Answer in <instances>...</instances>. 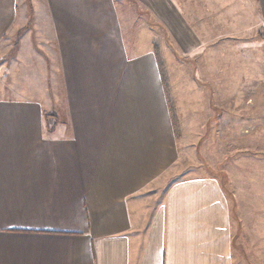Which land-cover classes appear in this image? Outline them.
<instances>
[{
	"label": "crops",
	"instance_id": "crops-1",
	"mask_svg": "<svg viewBox=\"0 0 264 264\" xmlns=\"http://www.w3.org/2000/svg\"><path fill=\"white\" fill-rule=\"evenodd\" d=\"M213 23L264 24V0H0V264H243L218 178L167 185L160 46Z\"/></svg>",
	"mask_w": 264,
	"mask_h": 264
},
{
	"label": "rangeland",
	"instance_id": "rangeland-1",
	"mask_svg": "<svg viewBox=\"0 0 264 264\" xmlns=\"http://www.w3.org/2000/svg\"><path fill=\"white\" fill-rule=\"evenodd\" d=\"M242 25L225 31L210 24L191 52L166 32L161 39L166 92L182 146L167 185L190 175L218 178L239 212L240 240L248 243L243 264H264V240L256 235L264 215V24ZM12 70L8 64L0 76Z\"/></svg>",
	"mask_w": 264,
	"mask_h": 264
}]
</instances>
